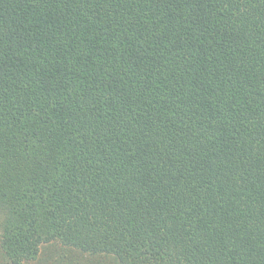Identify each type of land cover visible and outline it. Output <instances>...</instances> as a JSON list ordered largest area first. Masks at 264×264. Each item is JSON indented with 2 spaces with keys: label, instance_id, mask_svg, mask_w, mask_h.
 I'll return each mask as SVG.
<instances>
[{
  "label": "trees",
  "instance_id": "1",
  "mask_svg": "<svg viewBox=\"0 0 264 264\" xmlns=\"http://www.w3.org/2000/svg\"><path fill=\"white\" fill-rule=\"evenodd\" d=\"M53 245L264 264V0H0V264Z\"/></svg>",
  "mask_w": 264,
  "mask_h": 264
},
{
  "label": "rangeland",
  "instance_id": "2",
  "mask_svg": "<svg viewBox=\"0 0 264 264\" xmlns=\"http://www.w3.org/2000/svg\"><path fill=\"white\" fill-rule=\"evenodd\" d=\"M84 259L86 258L75 256L72 258L73 262H70L68 252L53 245L42 248L35 260L26 261L24 264H83Z\"/></svg>",
  "mask_w": 264,
  "mask_h": 264
}]
</instances>
